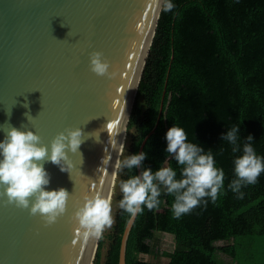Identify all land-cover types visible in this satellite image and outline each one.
I'll list each match as a JSON object with an SVG mask.
<instances>
[{"label": "trees", "instance_id": "16d2710c", "mask_svg": "<svg viewBox=\"0 0 264 264\" xmlns=\"http://www.w3.org/2000/svg\"><path fill=\"white\" fill-rule=\"evenodd\" d=\"M172 11L162 10L144 68L127 129L128 156L138 155L148 139L141 170L170 166L180 178V166L166 151L167 131L184 129L187 142L212 152L223 169L224 188L217 201L209 198L180 219H174V197H160L158 210L138 214L127 242L126 264L150 263L138 255L159 252L156 233L174 237L167 264H264V172L255 185L233 192L228 185L234 160L242 155L248 136L258 156L264 157V0H171ZM238 126L240 151L222 136ZM138 169L122 168L121 182ZM121 184V183H120ZM119 202L121 190L114 194ZM130 219L118 208L105 264H119L124 229ZM223 243L219 245L218 243ZM99 241L94 264L102 263Z\"/></svg>", "mask_w": 264, "mask_h": 264}, {"label": "water", "instance_id": "95a60500", "mask_svg": "<svg viewBox=\"0 0 264 264\" xmlns=\"http://www.w3.org/2000/svg\"><path fill=\"white\" fill-rule=\"evenodd\" d=\"M161 13L156 0H0V142L11 127L33 131L49 149L66 129L80 128L85 136L82 164L79 152L67 153L71 175L50 161L43 165L50 176L45 190L64 188L70 194L55 224L46 226L39 215L0 196V264L94 263L97 240L83 242L72 217L84 197L113 196L116 160ZM93 52L103 54L114 79L90 70ZM163 99L138 154L157 128ZM99 130L97 142L89 134ZM137 169L140 175L141 166ZM135 220L124 229L119 264H126Z\"/></svg>", "mask_w": 264, "mask_h": 264}, {"label": "clouds", "instance_id": "9594fccd", "mask_svg": "<svg viewBox=\"0 0 264 264\" xmlns=\"http://www.w3.org/2000/svg\"><path fill=\"white\" fill-rule=\"evenodd\" d=\"M157 6L162 4L164 12L175 7L171 0H156ZM110 63L101 52L90 54V70L100 77L114 79L116 73L109 71ZM109 123L107 124V127ZM239 127L231 128L222 140L232 145V151H240ZM95 137L99 142L100 130ZM84 134L80 128L66 129L57 134L49 146L43 145L41 138L33 131H20L11 127L6 132V138L0 142V196H6V203L29 210L32 216L39 215L46 226L55 224L67 211L69 192L59 190L46 191L50 176L44 169V163L50 161L58 166L61 172H68L73 164L68 152H79L84 142ZM184 129L174 126L166 133L167 153L174 157L180 166V178L177 171L170 166L160 167L158 171L144 170L139 176L132 175L120 184L123 198L119 208L129 214L128 224L131 225L138 214H143L146 207L149 211L158 210L160 197L164 194L174 197L171 210L174 219H180L189 214L202 203L206 206L209 198L215 203L224 188L225 174L223 169L215 166L211 151L205 153L197 144L187 142ZM80 153V152H79ZM81 164L83 163L82 154ZM145 154L127 156L116 164L117 168L132 170L140 167ZM108 159L104 160L107 165ZM264 172V157L258 156L252 146V137L248 136L242 149V155L234 160L235 179L228 185L233 192L243 193L241 188L255 185L260 174ZM77 224L76 232L83 242L99 240L106 229L114 224L111 200L100 193L84 197L82 207H79L72 217Z\"/></svg>", "mask_w": 264, "mask_h": 264}, {"label": "rangeland", "instance_id": "374dc122", "mask_svg": "<svg viewBox=\"0 0 264 264\" xmlns=\"http://www.w3.org/2000/svg\"><path fill=\"white\" fill-rule=\"evenodd\" d=\"M128 142H127V138H126V143H125V147H124V151L121 157V162L127 158L128 156ZM122 168H118V173H117V178L115 181V185H114V189H113V196L111 199V203H112V215L115 221V217H116V212L119 208V202H117V200L114 197V194L118 193L120 190V176L119 173L121 171ZM115 225V222L113 224V226ZM113 226L111 229H106L105 232L103 233V237L100 239L103 241V247H102V263L101 264H105L106 261V255H107V251L109 248V244H110V237L109 235L112 233L113 231ZM99 240V241H100ZM155 243L156 246H158L159 248V252L156 254H152V255H144V254H140L138 255V258L144 260V261H148L150 263H163V264H167L170 261L169 257H165L162 254V251H170L172 252L174 247H175V242H174V237L170 234H161V233H156L155 235V240L153 241ZM219 245H223V243H218ZM99 245V243H98ZM98 251V248H97ZM94 264V263H93Z\"/></svg>", "mask_w": 264, "mask_h": 264}, {"label": "bare ground", "instance_id": "6f19581e", "mask_svg": "<svg viewBox=\"0 0 264 264\" xmlns=\"http://www.w3.org/2000/svg\"><path fill=\"white\" fill-rule=\"evenodd\" d=\"M139 77V76H138ZM139 79V78H138ZM138 81V80H137ZM126 143V142H125ZM125 143H124V146H123V148H122V150L120 151V153L118 154V157H117V160H116V164L118 163V162H121V157H122V154H123V151H124V147H125ZM116 164H115V168H117L116 167ZM114 168V169H115ZM117 173H118V168H117V172H116V175H115V177H114V180L112 181V183L110 184V188H112V192H113V189H114V185H115V181H116V178H117ZM113 175H114V172H113ZM109 188V189H110ZM110 190H109V195H110ZM112 194V193H111ZM111 197H110V200L112 199V195H110ZM100 240V239H99ZM99 240H97V244H96V249H97V246H98V243H99ZM96 249H95V251H96Z\"/></svg>", "mask_w": 264, "mask_h": 264}, {"label": "snow or ice", "instance_id": "6c2138e0", "mask_svg": "<svg viewBox=\"0 0 264 264\" xmlns=\"http://www.w3.org/2000/svg\"><path fill=\"white\" fill-rule=\"evenodd\" d=\"M109 127H111V125H109Z\"/></svg>", "mask_w": 264, "mask_h": 264}]
</instances>
